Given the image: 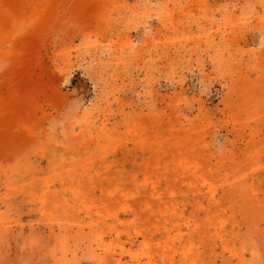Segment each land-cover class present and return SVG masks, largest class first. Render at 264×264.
<instances>
[{"label":"rangeland","instance_id":"1","mask_svg":"<svg viewBox=\"0 0 264 264\" xmlns=\"http://www.w3.org/2000/svg\"><path fill=\"white\" fill-rule=\"evenodd\" d=\"M0 264H264V0H0Z\"/></svg>","mask_w":264,"mask_h":264}]
</instances>
